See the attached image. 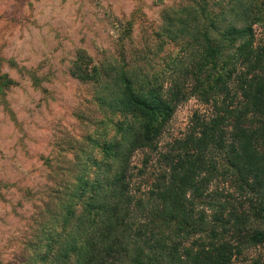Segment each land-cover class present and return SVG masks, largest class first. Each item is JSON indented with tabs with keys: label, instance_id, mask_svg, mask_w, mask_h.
Wrapping results in <instances>:
<instances>
[{
	"label": "rangeland",
	"instance_id": "rangeland-1",
	"mask_svg": "<svg viewBox=\"0 0 264 264\" xmlns=\"http://www.w3.org/2000/svg\"><path fill=\"white\" fill-rule=\"evenodd\" d=\"M199 6L217 16L221 32L234 26L242 39L251 33L264 44V0H0V76L9 80L0 86V264H72L62 258L67 240L58 237L68 206L78 209L85 190L88 199L107 189L146 118L122 101L124 79L136 92L165 93L174 74L195 65L201 39L194 34L206 23L193 14ZM238 42L220 44L209 80L230 67ZM81 58L90 62L89 78L75 71ZM172 105L162 150L184 135L195 111L212 110L196 95ZM143 158L139 149L132 155L135 172ZM237 184L234 172L219 174L212 197L219 194L225 214L247 212L242 234L264 228L251 210L254 193ZM209 202L197 200L206 218ZM232 232L235 264H264V244Z\"/></svg>",
	"mask_w": 264,
	"mask_h": 264
},
{
	"label": "trees",
	"instance_id": "trees-1",
	"mask_svg": "<svg viewBox=\"0 0 264 264\" xmlns=\"http://www.w3.org/2000/svg\"><path fill=\"white\" fill-rule=\"evenodd\" d=\"M197 13L206 21L194 34L201 39L200 57L195 65L173 75L165 93L136 92L124 79L122 101L146 118L119 171L107 180L106 190L95 189L88 199L85 190L76 210L62 200V207L69 209L58 234L67 240L64 262L71 258L72 264H235L240 249L230 239L231 227L233 235L264 244V228L242 234L247 212L225 214V202L210 191L216 176L234 172L238 188L254 193L253 216L264 222V44L256 45L251 33L242 39L234 26L221 32L217 16L206 6L193 11ZM211 29L216 38L208 36ZM236 37L240 40L230 67L209 80L208 70L217 65L220 44L237 43ZM81 60L82 64L74 63L75 71L82 78L91 77L89 60ZM190 80L196 84L188 92ZM8 83L0 76V86ZM190 95L211 105L210 114L195 111L184 135L160 149L172 103ZM138 149L144 151V158L135 172L131 158ZM149 173L150 182H143ZM206 197L212 201L210 219L197 208V200Z\"/></svg>",
	"mask_w": 264,
	"mask_h": 264
}]
</instances>
